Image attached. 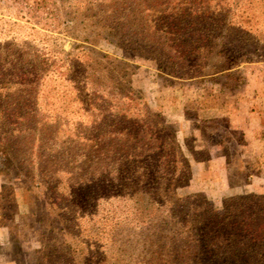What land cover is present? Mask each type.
<instances>
[{
	"label": "rangeland",
	"instance_id": "rangeland-1",
	"mask_svg": "<svg viewBox=\"0 0 264 264\" xmlns=\"http://www.w3.org/2000/svg\"><path fill=\"white\" fill-rule=\"evenodd\" d=\"M160 3L0 0V98L20 105L16 143L0 150V264H34L53 244L90 264L157 260L159 195L135 185L141 170L120 162L119 138L108 147L84 137L98 136L89 127L106 114L85 100L97 89L115 95L114 77L129 80L139 103L119 106L138 117L143 105L159 112L190 164V180L169 198L201 190L220 208L225 195L264 192L263 3L229 15L244 32L214 36L193 77L166 63L159 70L166 51L148 24L158 23Z\"/></svg>",
	"mask_w": 264,
	"mask_h": 264
},
{
	"label": "trees",
	"instance_id": "trees-1",
	"mask_svg": "<svg viewBox=\"0 0 264 264\" xmlns=\"http://www.w3.org/2000/svg\"><path fill=\"white\" fill-rule=\"evenodd\" d=\"M159 1L161 9L148 8L157 12L158 23L148 24V27L157 28L162 52L166 51L159 70H163L165 63L169 64L174 69L170 74L175 76L182 71L178 77H193L202 67V58L213 50L214 36L225 33L228 37L236 31L237 34L244 32L239 25L227 21L234 10L242 7L241 4L249 8L260 3L264 6V0ZM221 47L220 53H225V46ZM114 81L118 90L115 95L97 89L85 100L86 105L106 114L89 127L91 131L98 129V136L87 129L84 137L88 143L96 145L105 139L108 147H113L111 142L119 138L122 146L118 150L123 152L116 151L118 155L122 153L118 156L120 162L135 163L141 170L135 185L149 195H159L163 208L162 245L154 252L157 260L149 264H264V192L225 195L220 208L213 206L201 190L169 198L170 190L185 186L190 180V164L159 112L143 105L145 115L138 117L119 106L124 99L132 106L139 103L138 98L132 96L128 79L121 76L119 80L114 77ZM126 89L130 90L125 92ZM4 99L6 101L0 98L2 152L6 151L4 147H13L16 143L15 119H18L20 106L11 101L8 94ZM29 113L24 112V115ZM74 219H65V228L69 232H73L74 227L79 228ZM50 248L37 250L39 257L34 264H90L88 255L78 262L70 245L53 244ZM57 254L62 256L54 259Z\"/></svg>",
	"mask_w": 264,
	"mask_h": 264
}]
</instances>
